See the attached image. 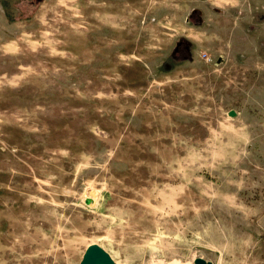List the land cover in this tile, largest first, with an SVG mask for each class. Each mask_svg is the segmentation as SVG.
Masks as SVG:
<instances>
[{
	"label": "rangeland",
	"instance_id": "obj_1",
	"mask_svg": "<svg viewBox=\"0 0 264 264\" xmlns=\"http://www.w3.org/2000/svg\"><path fill=\"white\" fill-rule=\"evenodd\" d=\"M261 2L257 10L208 21L191 34L200 45L190 81L196 98H188L184 86L170 83L149 85L154 90L141 99L143 112L171 116L180 107L195 114L194 133L173 132L176 148L164 150L184 167L173 173L168 164L157 173L135 161L137 168L119 188L113 182L123 176L114 175L125 166L102 163L111 153L87 128L91 103L73 101L76 97L70 93L68 101L60 98L63 80L75 88L78 84L69 80L85 85L92 78L90 69L77 73L58 68L66 63H58V49L65 41L60 36L61 19L66 17L61 8L66 2L0 0V23L16 22L13 33L18 35L0 44V264H79L91 244L99 245L116 264H193L196 258L212 264H264ZM90 20L84 22L88 43L107 48L108 36L97 43ZM210 35L216 44L202 52ZM217 44L228 51L222 54L228 65L217 63ZM35 47L41 56L36 69H28ZM237 48L249 52L233 56ZM108 54L117 61L121 57L118 50ZM183 57L166 63L175 70ZM142 76L141 69L127 73L128 80ZM34 77L36 82L48 81L57 100L44 95L43 84L33 85ZM146 87L136 90L144 93ZM230 109L241 110L242 120L251 126L241 147H226L228 138L220 135V122ZM205 139L212 148L204 147ZM192 155L195 158H188ZM151 157L156 160L154 153ZM173 184L185 188L173 195ZM84 200L90 201L88 206Z\"/></svg>",
	"mask_w": 264,
	"mask_h": 264
},
{
	"label": "crops",
	"instance_id": "obj_2",
	"mask_svg": "<svg viewBox=\"0 0 264 264\" xmlns=\"http://www.w3.org/2000/svg\"><path fill=\"white\" fill-rule=\"evenodd\" d=\"M70 1L74 3L70 4ZM63 2H66V7L65 9L62 7L61 11L63 13L65 11L66 17L61 19L60 36L65 38V41L58 49L61 51V61L58 63L63 60L66 63L63 61L58 68L74 69L77 73H85L90 69L87 73H90L92 78L91 80L88 78L89 81L85 85L69 80L78 84L75 88H68L67 79L63 80L60 98L68 101L66 96L70 93L76 97L73 101H79L84 105L91 103L92 117L87 128H90L91 132L102 141L105 151L111 153V159L106 162L103 159L102 163L112 161L117 165L125 166L122 170L116 171L114 176H123V178H116L119 182L114 181L113 185L122 188L124 185L122 181L137 168L135 161H139L141 165H149L150 170L157 173L163 172V166L168 164L173 169V173L179 172L184 167L180 160L164 150L176 148L171 140L173 132L179 133L182 130L189 134L194 133L195 114L189 109L180 107L172 111L171 116L160 112H143L145 106L141 99L145 97L146 91L154 90V87L148 89L149 85L170 83L177 87L184 86L188 98L193 96L196 98L194 85H191L190 81L195 78L193 56L195 57L196 47L200 45L197 36L191 40V34L196 35L195 30L208 21L212 23L226 18L229 14L240 15L247 9L248 12L257 10V5L262 3L261 0L255 2L252 0H88L87 2L63 0ZM72 5L76 6V12L73 11ZM1 12L0 6V17H2ZM85 15L87 20H84ZM72 17L76 19L73 20ZM89 17L91 32L97 38L96 42H100L105 35L108 36L107 48L88 43L89 28H86L84 22L89 21ZM195 22L200 24L196 25ZM16 24V22L6 25L0 23V44L5 37L8 40L18 36L13 33ZM103 26L108 30H104ZM215 40L212 35L210 39L204 40L206 45H202V52H210ZM180 44H186L182 49L184 57L182 64L174 67L173 70L166 61L179 51ZM35 49L36 47L33 53L29 54V58L33 57L34 61H30L28 69L33 67L35 70L36 61H39L41 56ZM225 49L221 46L215 50L216 53H220L217 56L219 65H228V60L222 55L227 54L228 51ZM116 50L121 53L118 61L115 58L110 59L113 54H108ZM2 51L0 46V53ZM247 52L249 51L241 52L237 48L233 56ZM69 61H72L70 65ZM130 69H141L143 76L137 80H128L127 73ZM160 69L163 72L158 71ZM33 79V85H44L46 89L44 95H48L51 101L57 100L54 96L55 91L51 87L48 88V81L41 83L36 82V77ZM137 86L147 87L142 93L136 90ZM230 111L232 110L226 111V117L220 122V135L227 136L226 147H241L245 138L244 133L247 132V138L250 137L248 133L251 126L242 120L241 110L233 109L234 117L228 116ZM203 125L209 131L213 128L210 122L204 121ZM228 134L231 136L228 137ZM93 141L97 140L93 139ZM204 145L212 148V145L208 144V139H205ZM153 153L156 157L155 161L151 159ZM166 159H170L171 162L164 161ZM188 170L190 169L187 168L185 171ZM180 188H185V185L173 184L170 190L176 195V191ZM162 194H164L163 190Z\"/></svg>",
	"mask_w": 264,
	"mask_h": 264
},
{
	"label": "water",
	"instance_id": "obj_3",
	"mask_svg": "<svg viewBox=\"0 0 264 264\" xmlns=\"http://www.w3.org/2000/svg\"><path fill=\"white\" fill-rule=\"evenodd\" d=\"M229 116L234 117L235 112L230 111ZM89 203H90L89 200L82 201V204L84 206H88ZM79 264H116V263L113 261L111 256L99 245L91 244L86 248ZM193 264H212V263L202 258H196L194 259Z\"/></svg>",
	"mask_w": 264,
	"mask_h": 264
},
{
	"label": "trees",
	"instance_id": "obj_4",
	"mask_svg": "<svg viewBox=\"0 0 264 264\" xmlns=\"http://www.w3.org/2000/svg\"><path fill=\"white\" fill-rule=\"evenodd\" d=\"M36 1H38V2H40L41 0H36ZM183 54H180V53H178V51L176 52V53H174L172 56H171V60L173 61V62H177V60H180L181 59V56H182Z\"/></svg>",
	"mask_w": 264,
	"mask_h": 264
},
{
	"label": "flooded vegetation",
	"instance_id": "obj_5",
	"mask_svg": "<svg viewBox=\"0 0 264 264\" xmlns=\"http://www.w3.org/2000/svg\"><path fill=\"white\" fill-rule=\"evenodd\" d=\"M182 52V50L181 51H179L178 53H181Z\"/></svg>",
	"mask_w": 264,
	"mask_h": 264
}]
</instances>
